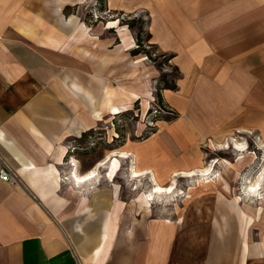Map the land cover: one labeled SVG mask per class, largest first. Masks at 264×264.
Segmentation results:
<instances>
[{"label": "crops", "instance_id": "1", "mask_svg": "<svg viewBox=\"0 0 264 264\" xmlns=\"http://www.w3.org/2000/svg\"><path fill=\"white\" fill-rule=\"evenodd\" d=\"M105 7L146 18L149 43L170 56L179 74L176 89L161 91L177 116L159 120L156 132L130 145L137 168L171 176L174 169L197 164V149L207 139L240 131L256 132L264 139V0H105ZM61 26L71 30V26ZM2 49L0 45V133L7 140L0 138V148L14 164L11 170L16 175L17 169L19 179L26 183L16 187L0 181V264H96L88 253L95 236L102 232L113 193L98 187L83 194L75 192L69 171L75 157L73 141L79 136L56 139L65 133L71 119H78L79 98L69 93L70 119L61 116V107L47 103L41 81L30 66L24 60L16 61L14 53L3 54ZM69 75L79 80L75 70ZM84 108L90 119L89 107ZM49 120L55 123L40 128L42 121ZM21 131L26 139L14 138ZM165 133L167 138L162 137ZM9 143L21 149L28 162L63 167L66 181L44 194L59 200L45 202L34 183L26 180L25 175L35 176L31 168L21 166L8 150ZM62 148L61 160L71 157L66 164L56 158ZM82 197L84 203H80ZM232 212L236 219L230 223L229 243L236 245L233 224H238L240 249L236 252L231 243L221 251L235 252L216 254L235 257L234 262L224 264H264V237H260L264 224L259 221V242H250L249 253L243 254L244 234L236 211ZM125 261L124 255L118 257V264Z\"/></svg>", "mask_w": 264, "mask_h": 264}, {"label": "rangeland", "instance_id": "2", "mask_svg": "<svg viewBox=\"0 0 264 264\" xmlns=\"http://www.w3.org/2000/svg\"><path fill=\"white\" fill-rule=\"evenodd\" d=\"M82 1L83 3H64L60 14L63 17H69L71 14L77 16L79 22L90 28L95 38L81 42L70 38L66 40V47L60 48L46 44L54 38L63 41L69 31L62 28L58 22L59 14L53 11L59 0H0V45L3 47V54L14 53L16 61L24 60L30 66V70L41 81V90L47 103L61 107V116L70 119L69 92L60 80L64 74H70L73 70L79 73L80 82L94 92L99 102L103 96L102 86L113 90V102L130 99L129 110L112 118L105 114L103 121H97L91 129L73 141L75 146L72 151L78 161V169L88 170L113 150L131 152L130 145L151 136L156 132L160 121H169L177 116L176 111L164 98L166 106L159 105L156 90L158 87L176 83L179 74L170 59L149 43L145 28L146 18L131 13L107 11L105 0ZM114 18L127 26L130 36L127 42L133 39V46L119 53L116 48L118 44H123L121 36L116 28L106 27L107 22ZM131 22H134V25L130 27L128 23ZM147 88L153 98L143 111L142 97L131 99L124 90L142 94ZM77 116L78 119L87 116L81 101ZM46 123L42 121L40 128L55 122L49 120ZM31 130L35 132V129ZM27 131L31 134L30 129L27 128ZM24 136L26 135L21 131L15 133L14 138L23 140L26 139ZM162 137L167 138L166 133ZM232 137L246 145L248 154L256 155L257 161L252 164L250 170L248 165L235 173L232 171L233 166L229 168L217 163L215 170L220 173L219 180L202 184L198 183L195 177H177L178 187L183 192L180 193L181 197L169 204L152 203L151 210L147 213L142 210L141 213L129 211V207L133 205L135 194L149 188V178L141 177L139 188L132 189L133 181L125 176L129 161H121V170L115 182L120 185L118 196L125 205L121 211L119 230L113 243L109 264H118L120 255L125 256L126 264H224L236 260L235 257L226 259L216 254V251L220 253L224 247H230L231 243L236 252L241 246L239 228L236 227L238 224H233L236 245L229 243L231 228L230 225H224V221L228 219L231 223L236 219V215L225 202L232 201L234 195L243 196L240 189L243 179L240 178L244 176L247 177V183L253 182L264 169V147L260 149L257 145L258 140L264 145V139L252 131L235 132L215 140L207 139L197 149L199 160L196 165L190 169L182 167L174 171L203 167L218 158L236 165V155L232 148L215 150L210 146L211 141L215 145L226 144ZM70 158L66 157L64 164L70 161ZM11 162L0 148V168L8 170L11 177L9 180L0 178V181L13 183L16 187L23 186L26 182L19 179L17 169H14L17 172L14 174L11 170L14 164ZM105 168H100L101 174L105 172ZM63 170V167L59 169L61 174ZM156 173L159 176V184L169 183L170 176H165L161 171ZM110 184L101 177L97 187L109 190ZM219 192L223 194L224 199L218 198ZM262 192L264 194V189ZM113 201L114 196L111 203ZM259 202L257 200L249 204L254 208L259 206ZM219 206L223 209L222 215L219 213ZM215 216L222 227L221 231L214 222ZM168 219L171 223L164 221ZM259 220L260 217L255 218V224L250 228V242L253 244L260 240Z\"/></svg>", "mask_w": 264, "mask_h": 264}, {"label": "bare ground", "instance_id": "3", "mask_svg": "<svg viewBox=\"0 0 264 264\" xmlns=\"http://www.w3.org/2000/svg\"><path fill=\"white\" fill-rule=\"evenodd\" d=\"M64 3H83L82 0H59L58 6L53 9L58 16V22L60 25L63 26H71V30L67 31L66 37L62 41L61 39H48L49 42L46 44L51 46H57L60 48L66 47V40L72 38L76 42L86 41L94 39L95 36L91 34L90 28L87 27L82 22L78 21V17L71 14L69 17H63L60 14V8ZM107 28H116L118 34L121 36V41L123 44H118L116 48V52H122L123 50H127L133 46V39L131 38L130 41L127 42L129 39V30L126 25L120 24L117 18L111 19L106 24ZM65 46V47H64ZM143 59L145 58L142 57ZM138 61V60H136ZM62 84L64 85L65 89L75 95L78 96L79 102L89 107L90 110V119L87 118H73L70 121V124L67 125L65 129V133L59 137H56L58 141L64 138L67 135H77L80 136L82 131H88L91 129L97 121H103L105 114L110 115V117H114L116 114L122 113L127 111L131 108V101L130 99L127 100H120L118 102H113L112 94L113 90L107 86H102L101 91L103 93L102 100L99 102L95 98L94 92L84 86L80 80H76L71 78L69 74H64L62 78ZM126 93L129 94V98H140L142 97V109L143 111L149 106L151 101L152 94L149 88L144 90L142 94H139L136 91L132 90H124ZM74 96V97H75ZM109 120V119H108ZM241 132V131H240ZM239 132V133H240ZM249 132V131H245ZM1 140H7L3 133H0ZM257 145L260 149L264 147L263 143L258 140ZM210 146L216 149H224V148H232L236 155V165L228 162L227 160H220L214 159L210 163H207L203 167L194 168L191 170H177L174 171L170 176V181L167 185H161L158 182V177L155 172L150 169H139L137 168L136 156L132 152L122 151V150H113L108 153L105 158L98 161L92 168L86 171L84 174H79L78 169V161L75 158H72L70 162L71 168L69 171L70 179L72 182L75 192L83 194L85 191H91L97 189V184L101 180V177H104L107 181L111 184V191L114 196V201L112 203V208L109 210L107 209L104 213V222H103V229L100 233L98 238L95 236L93 247L89 251L88 256L91 261H94L96 264H105L107 262L108 257L111 254L114 240L116 239L117 232L119 230V221L120 215L122 214V210L124 209L125 202L119 199V191L120 185L115 182L116 177L118 176L119 171L121 170V161L124 159L129 161V167L127 169L126 178L128 180H132L131 188L137 190L140 186V179L141 177L149 178L150 186L146 190H142L135 194L136 196L132 199V204L129 207V211L134 210L135 212L145 211L146 213L151 210L152 203H161V204H169L172 201H175L177 197H181L180 193H183L180 188L178 187L177 177H191L197 178L198 183L207 184L209 182H213L219 180L220 173L216 172L215 166L216 164H221L228 166L229 168L234 167L232 170L235 173H238L239 169L242 167H249L248 170L251 169L252 164L256 163L257 157L253 154L247 153V147L242 142L237 141L234 137L227 141L226 144H219L215 145L212 141L210 142ZM8 150L10 153L15 157V159L24 166V168H31L29 171L30 173L34 174L35 176L30 175L29 177L25 175L26 180L30 183H34L35 188H38V192L41 197L45 200L46 203H52L59 198L57 196H50L46 197L44 194L46 191H50L60 185L62 181H66L67 177L61 174L58 167L54 164H46L45 166H38L35 165L33 162H28L25 155L22 153L21 150L17 148L14 144L9 143L7 145ZM64 148H62L59 154L55 156L59 160V163L62 164L64 161L61 160V155L64 152ZM248 155H247V154ZM106 167L105 172L101 174L100 168ZM262 172L256 177V179L252 181H245L247 177H242L243 179L240 189H242L243 196H236L232 201H227V205L232 210L236 211L240 219L241 230L244 234V249L243 254L249 253L251 249L250 241H249V234L250 229L249 227L252 226L255 218L260 217V220L264 224V169L261 170ZM30 179V180H29ZM138 182V183H137ZM47 198V200L45 199ZM219 199H224L222 193H218ZM259 200V206L252 208L249 202ZM85 198L82 197L80 203H84ZM243 204L241 205V203ZM88 209V208H87ZM219 213L223 214L222 207H218ZM137 213V214H138ZM122 216V215H121ZM224 217V216H221ZM215 224L218 227V230H222L221 225L217 222V216H215ZM226 219L224 221V225L229 226L230 223ZM167 223H171V220H164ZM180 221V220H179ZM260 237H264V227L261 228ZM83 251V250H80ZM225 254H232L235 252L233 250H224L220 251ZM218 253V251H216ZM264 253V252H262Z\"/></svg>", "mask_w": 264, "mask_h": 264}, {"label": "trees", "instance_id": "4", "mask_svg": "<svg viewBox=\"0 0 264 264\" xmlns=\"http://www.w3.org/2000/svg\"><path fill=\"white\" fill-rule=\"evenodd\" d=\"M120 23H124L122 21H120ZM128 25L131 27L134 25V22H131V23H128ZM147 39H149V34L147 33ZM163 56H166L168 59H170V56L168 55H164ZM176 68V67H175ZM177 85L176 83H174L173 85H164L163 87H158L157 90H156V96H157V100H158V103L160 106L162 107H165L166 104L164 103V99H163V96H162V93H161V89H165V88H169V89H176Z\"/></svg>", "mask_w": 264, "mask_h": 264}, {"label": "built area", "instance_id": "5", "mask_svg": "<svg viewBox=\"0 0 264 264\" xmlns=\"http://www.w3.org/2000/svg\"><path fill=\"white\" fill-rule=\"evenodd\" d=\"M0 178L4 180L11 179L9 171L4 168H0Z\"/></svg>", "mask_w": 264, "mask_h": 264}]
</instances>
